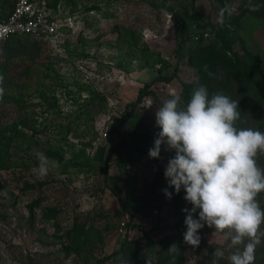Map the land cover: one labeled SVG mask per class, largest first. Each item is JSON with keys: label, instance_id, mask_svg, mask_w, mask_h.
Instances as JSON below:
<instances>
[{"label": "rangeland", "instance_id": "rangeland-1", "mask_svg": "<svg viewBox=\"0 0 264 264\" xmlns=\"http://www.w3.org/2000/svg\"><path fill=\"white\" fill-rule=\"evenodd\" d=\"M14 1L0 0V9L5 12ZM230 1L231 13L240 15L238 32L264 70V0ZM47 3L59 23L57 34L13 36L0 60V130L10 138L1 137L8 166L0 168V264H97L120 250L125 239L129 247L106 264H131L133 257L156 263L161 245L150 241L175 234L178 214L192 208L183 187L177 194L164 175L175 150L164 144L159 159L149 156L161 131L156 112L173 94L181 97L180 108L186 106L182 85L199 78L188 54L200 53L216 40L208 22L221 23L218 1ZM175 11L187 23L180 59L182 37L171 21ZM242 47L241 40L235 43V50L245 51ZM175 66L172 81L154 82L133 114L120 122L119 131L103 135L126 105L136 101L139 90L159 75V68L171 74ZM200 77L209 97L219 92L239 102L238 129L264 132V81L244 80L222 66L209 67ZM36 152L52 162L46 176L38 174ZM255 159L264 169V152ZM257 202L264 210V192ZM128 222L137 226L125 228ZM77 226H82L80 236H74ZM214 231L205 224L198 247L176 238L182 264H230L228 255L235 249ZM260 239L253 264H264V236ZM217 248L225 251L223 258L213 256Z\"/></svg>", "mask_w": 264, "mask_h": 264}, {"label": "clouds", "instance_id": "clouds-1", "mask_svg": "<svg viewBox=\"0 0 264 264\" xmlns=\"http://www.w3.org/2000/svg\"><path fill=\"white\" fill-rule=\"evenodd\" d=\"M180 102L181 97L173 94L157 110L156 124L161 131L149 156L159 159L164 144L166 150H175L164 175L168 188L179 194L183 187L184 199L192 205L183 209L184 241L198 247L199 230L207 224L235 249L228 255L230 264H253L255 249L264 236L260 232L264 210L257 202L258 194L264 192V169L255 159L258 152H264V132L238 129L239 102L219 92L209 97L206 86L194 89L184 108L179 107ZM36 156L38 174L46 176L52 162L43 153L36 152ZM168 188L164 194L171 199ZM197 213L198 219L194 218ZM169 251L176 252V245ZM213 256L223 258L225 251L217 248Z\"/></svg>", "mask_w": 264, "mask_h": 264}, {"label": "trees", "instance_id": "trees-1", "mask_svg": "<svg viewBox=\"0 0 264 264\" xmlns=\"http://www.w3.org/2000/svg\"><path fill=\"white\" fill-rule=\"evenodd\" d=\"M218 1V12L221 14V23L220 24H213L208 22V25L214 31L216 40L209 44L206 48H201V52L192 51L188 54L187 62L191 66H194L197 69V73L199 78L192 80L190 82H184L182 85V99L185 101V104L190 101L191 94L194 89L198 88L199 86L203 85L204 83L201 80V75H207V71L205 70V66L207 69L209 67H216L222 66L226 69L227 72L231 74L241 75L244 80H250L252 77H255L261 81H264V70L260 64V61L253 55L252 51L246 47V44L243 38L240 36L237 26L240 21V15H233L230 11V0H217ZM48 6V3H47ZM193 10L195 14L197 13L194 2H193ZM224 10V11H221ZM171 21L173 28L176 32L182 37L181 43H178V59L183 56L182 50L185 43V37L187 36V23L186 19L180 14L179 11H175L171 14ZM199 40H203L202 34L199 35ZM10 40V39H9ZM8 40V41H9ZM243 43V49L245 51L235 50L234 46L237 41ZM6 41L5 44L8 42ZM3 46V50L5 47ZM204 54V55H203ZM177 66L174 67V72L171 74H163V70L161 68L158 69V76L152 79L151 82L146 83L138 92V97L135 102L129 103L125 107V113L120 118H114L110 129L107 131L109 132H118L119 131V124L121 121H124L128 116L132 115V110L138 106V104L142 101L143 96L149 93V87L158 80H163L165 82L172 81L177 75ZM5 130H0V168H5L7 165V146L2 142L3 136H6ZM9 138V136H6ZM10 139V138H9ZM121 144H124V139L121 138L120 143L118 146L120 147ZM113 147L112 152L118 153L119 147ZM54 157L57 158L60 162H64V159L61 155L57 153H53ZM116 196L118 197L120 204L122 207L127 208V203L121 196V194L115 191ZM33 208V206H32ZM186 213L184 211L178 214V217L173 224L174 228H176L177 232L173 235H164L159 241H150V243H160L161 248L159 249V256L157 258L156 263H153L151 260L148 261H139L137 257H133L130 259L131 264H182L184 259L182 255L176 252H170L169 249L172 245H176V238L184 237V233L187 231L185 225ZM134 227L137 226L135 223L131 224L128 222L125 225L127 227ZM82 226H77L73 231L75 232L74 236L81 235ZM70 233H73L72 231ZM129 242L125 239L121 243L120 250H117L111 254H107L102 256L98 261L97 264H106L110 260H112L116 254H118L122 249L128 248ZM138 246H136L137 248ZM137 256V254H136Z\"/></svg>", "mask_w": 264, "mask_h": 264}, {"label": "built area", "instance_id": "built-area-1", "mask_svg": "<svg viewBox=\"0 0 264 264\" xmlns=\"http://www.w3.org/2000/svg\"><path fill=\"white\" fill-rule=\"evenodd\" d=\"M58 28V20L49 11L47 0H15L7 13L0 9V60L5 42L13 36L53 38ZM103 135L107 136V131Z\"/></svg>", "mask_w": 264, "mask_h": 264}, {"label": "crops", "instance_id": "crops-1", "mask_svg": "<svg viewBox=\"0 0 264 264\" xmlns=\"http://www.w3.org/2000/svg\"><path fill=\"white\" fill-rule=\"evenodd\" d=\"M10 9H11V8H10ZM10 9L6 10L5 12H4V10H2V9H1V10L3 11V13H7ZM213 229H214V228H213Z\"/></svg>", "mask_w": 264, "mask_h": 264}]
</instances>
